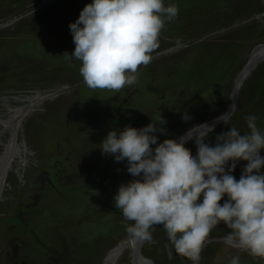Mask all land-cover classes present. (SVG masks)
Masks as SVG:
<instances>
[{
  "label": "rangeland",
  "instance_id": "rangeland-1",
  "mask_svg": "<svg viewBox=\"0 0 264 264\" xmlns=\"http://www.w3.org/2000/svg\"><path fill=\"white\" fill-rule=\"evenodd\" d=\"M11 1L20 2V0H0V23L13 19L7 26L0 28V70L6 74L19 72L18 76L21 77L22 81H36L33 85L29 83L21 84V88L24 89L18 94L20 96L36 95V97H39L41 95L35 93V91L45 93L61 85H70L83 80L79 72L81 62L74 57L69 58L64 54H71L75 47L69 24L78 18L82 8L85 4L90 3L91 0H33L21 7L12 5ZM227 2L229 0H165L166 5L168 3L178 5L179 15L173 21L167 23L161 33L159 47L156 50L162 48L165 44L168 46L173 43L170 42V37L173 35L178 39H192L228 24L231 16L228 17L230 11L225 8ZM235 3L234 10L239 9L240 11V17H237L235 20H239L259 11L257 9L254 12L253 10H248L245 13L247 7H261L262 9L264 0H236ZM57 17L60 18V23L55 24L53 18ZM43 18L49 19V23L46 24L48 25L47 29H41L36 24L37 21L43 20ZM63 18H65V21H63ZM260 23L262 27L264 20L262 19ZM26 25H30L31 29H28ZM240 26L232 29H237ZM232 29L205 37L201 39L205 41L203 43H199L201 41L199 40L181 47L176 51L155 58L154 63L151 62L147 66H140L138 68L137 82L141 85V88L129 100L130 103L128 102V105L127 103L125 104V111L118 113L115 118H109L105 110L110 113L115 111L119 105L118 102L122 97L124 98L126 96L127 86L119 92H116L108 89H93L83 83L65 92H61L51 99H44L42 102L36 103L32 106L33 109L28 114L23 112L19 114H5V111L0 110V123L2 124L0 126L2 132L0 131V134H4L1 140L7 141L8 135H15L19 141L24 142L27 148V152L23 153L26 161L19 169L21 178H18L14 171H9L8 173V176L11 175L14 178L8 180L10 188L15 189L19 185L22 187L24 178L28 176L27 174L38 169L41 163H44V166L51 165L53 159L57 158L59 161L58 167L60 168L63 163L62 157L66 153H69V150L72 152L75 150L74 156L77 154L78 159L84 165L82 168H79L78 172L83 171V173L78 177L81 178L83 174H86L91 183L89 188L94 187L99 189V187L106 186L111 179L115 178L118 181L127 179L125 176L128 173L126 161L117 162L111 154L102 153L100 148L102 140L110 130H123L126 125L136 127V122L141 120L139 118L140 115L138 117L135 112L128 110V106L132 108L136 102L146 100L149 103V107L163 110L157 111L153 116H162L164 113L170 114L168 106L177 102L174 101L175 98L173 95H181L184 93V84H181L182 79H184L183 83H186V80L193 79L188 84L196 88L200 84H203L204 80L206 83H210L212 80L215 82L224 80L223 77L226 76V72H222L221 69L212 73L209 70V73L204 77V74L199 75L198 68H211L214 66L218 68L220 64L229 63L230 59L227 58L226 54L232 36L226 34ZM48 30L49 32H47ZM196 43L198 44L190 47ZM249 44L251 45L243 47L241 57L244 59V62L242 65L246 61L249 49L256 43L250 41ZM182 50L184 51L181 52ZM178 53L182 56V59L178 60L179 65L175 63L172 68L163 65L161 68L163 71L160 69L161 72H157L158 67L156 65H159L157 62L160 63V61L164 60L162 57L165 55L176 56ZM54 55H57V57L53 58ZM175 66L178 68L177 70ZM149 67L156 69V73L150 75V79L154 80V82H148L142 77ZM171 69L175 70L173 75H169ZM261 74H264V60L243 81L239 90L237 103L231 115L225 121L219 123V131L211 130V133L217 131L218 135L228 131L231 126L229 120L236 115L237 108L245 105L246 99L253 89L255 83L254 76H260ZM244 83H246L245 86H243ZM159 89L160 91L164 89L161 91L162 102L157 100L156 97V92H159ZM146 90L151 95L150 100L148 93H143ZM211 91L210 89V92L203 93L200 98L194 101H179L176 104L179 108L175 109L183 108L187 112L181 114L183 117L197 118L198 111L202 109L200 104L203 99L201 98L209 97ZM7 104L14 106L21 103L20 101L9 100ZM217 105H220L221 112L226 108V105L220 103ZM21 114L26 115L23 121L17 122L20 123L19 125H11L12 122H9L8 118H22ZM246 117L247 115H244L241 118V122L236 121V126L244 132L248 131L246 129ZM204 121L206 119L203 118L201 122ZM259 121L262 123L263 118ZM130 123L134 124L132 125ZM158 127L164 130L162 133L159 131L156 133L158 142H162L165 139H174L183 131L182 128H176L175 124L172 126H168V123L159 124ZM215 138H212L211 145L216 143ZM1 146L2 143L0 141V151ZM260 154L264 156V149L261 150ZM13 166L15 168L18 167L17 160L13 161ZM135 179H139V177ZM62 181L64 180L62 179ZM82 185L85 187V180H83ZM63 188L62 191L53 189L43 194L41 198V201L45 200L44 206L49 208L48 212L51 222L46 220V216L42 210H38L36 213V217H39V219L33 223L28 222L31 227L30 230L37 231L38 243L42 248L45 247L47 239L54 238V232L57 230L60 217L69 224L75 223L73 216L77 220V216L75 215L77 205L73 209L70 204H80L81 207L87 204L88 199L85 197L87 201L84 200L82 195L88 194L90 191L88 189L85 191V188L80 184V180L71 184V186H65ZM24 195L25 193L19 194V202H25ZM13 197H15V194H13ZM3 204L6 203L3 202ZM56 205H65V207L60 208L61 211L56 213L51 210ZM6 222H11V218L6 217ZM79 224L82 225L80 230L89 232L88 238L93 245L101 243L99 242L100 231L97 225L85 222H80ZM110 224L111 219L103 224V228L107 230L108 237L104 247L99 245L92 249V254H95L97 257L88 261L81 258L84 261L83 264H97L100 255L106 247L111 244L114 245V243L121 240L128 239L127 237L130 236L125 229L122 233H116L117 235H115L117 237H113L114 233H110ZM121 230V227H117L116 229L117 232ZM64 231L73 232L70 228H65ZM224 235H226L225 232L217 230L211 236ZM210 247L214 250L209 255L206 254V250L210 249ZM174 255L173 257L172 253L171 255L161 253L159 260L164 261L163 264L192 263L188 258L185 260L181 259L177 253ZM234 255H239L241 264H264V259L254 258L248 255L247 252L231 248L224 241L220 240L209 241L205 247L203 246L199 264H229L230 259ZM122 256L119 258L120 262L126 263ZM33 258L38 263H45L46 260L39 252H35Z\"/></svg>",
  "mask_w": 264,
  "mask_h": 264
},
{
  "label": "clouds",
  "instance_id": "clouds-1",
  "mask_svg": "<svg viewBox=\"0 0 264 264\" xmlns=\"http://www.w3.org/2000/svg\"><path fill=\"white\" fill-rule=\"evenodd\" d=\"M178 15V5L165 0H91L69 24L75 47L64 55L81 62L88 87L119 92L136 85L138 68L151 63ZM256 121L248 115L247 132L230 126L214 145L197 136L195 155L174 139L158 142L162 118L110 130L102 153L126 161L127 172L139 177L121 183L113 197L130 236L151 242L154 226L162 225L172 250L199 264L209 234L223 223L227 246L264 259V131ZM241 161L247 163L237 179L232 173ZM229 264H241L239 255Z\"/></svg>",
  "mask_w": 264,
  "mask_h": 264
},
{
  "label": "flooded vegetation",
  "instance_id": "flooded-vegetation-1",
  "mask_svg": "<svg viewBox=\"0 0 264 264\" xmlns=\"http://www.w3.org/2000/svg\"><path fill=\"white\" fill-rule=\"evenodd\" d=\"M53 20L55 24L60 23V18H53ZM63 21H65V18H63ZM47 32H49V30ZM18 73L19 72H10L9 74H6L0 70V110L3 112L5 111V114H19L22 112L28 114L33 109L32 106L36 104H28L29 102L37 98L36 95L20 96L18 94L24 89L21 88V84L29 83L33 85L36 83V81H22L21 77L18 76ZM154 73H156V69L154 67H149L145 71V75H143L142 77L148 78L151 74ZM139 88H141V85L138 82L136 83V85L128 87V89L126 90V96L124 98L122 97L118 102L119 105L117 104L118 107L115 109V111H112V113H110L109 111L105 110L106 115L109 118H115L118 113L125 111V104L127 103L128 105L130 103L129 100H131V98L136 94ZM144 92L145 91H143V93ZM9 100H18L21 104L9 106L7 104ZM25 104V108L16 109L17 107ZM148 104V101L142 100L140 102H136V104L132 108L131 106H128V110L135 112L138 117L140 115L139 118L141 120L136 122V128H142L147 124L153 122V115H155L157 111H163L162 109L149 107ZM176 108L179 107L177 106ZM173 112L174 114H170L169 116H161L162 120L164 121L163 124L173 121L176 128H182V132L196 126L197 124H200L195 122V124L190 123L187 126L182 125V122L188 123L187 121H197V118H188V116L183 117L181 114H185L186 112L185 110H183V108L174 109ZM21 115L22 118H8L9 122H12L11 125H19L20 123L17 122L23 121L24 117L26 116L23 114ZM210 119H206V121ZM130 124L133 125L134 123ZM218 124L219 123H217L211 130H215ZM0 126H2L1 123ZM211 130L208 131L204 136L207 137L209 134L212 135ZM0 131L2 132V130ZM3 135L4 134H0V141L2 143L0 151V175L4 176L3 180L2 178H0V264H83L84 261L81 260V258L88 261L92 258L97 257L95 254H92V249L99 245L104 247V244L108 240V237L107 230L103 228V224H105L109 219H111L110 233H114L113 237H117L116 233H122L123 230L126 229V224L129 222L124 221L120 210L116 209L113 197L114 194L118 192V188L121 183H127L128 179L130 181L132 179H135L136 177H132L131 174L127 173L125 175L127 179L125 180L118 181L115 178L111 179L106 186L99 187V189L94 187L89 188V185H91V183L86 174H83L81 178L78 177L81 173H83V171L78 172V170L84 165L80 162V159H78L77 154L74 156L75 150L73 152L69 150V153L65 154L66 156L63 155V163L61 164L62 166H60V168L58 167L59 161L57 160V158L53 159L51 165L44 166V163H41L42 167L40 165L38 169H35L27 174L28 176L24 178L22 187L21 185H19L15 189H11L8 184V180L14 178L11 175L8 176V173L9 171H14L17 174L18 178H21V172L19 171V169L24 165L26 161V158L23 157V153L27 152V148L24 142L19 141L15 135H8L7 141H2L1 137ZM195 138L196 137L189 138L188 140L183 142L185 150L192 155H195L197 151L196 145L194 143ZM207 142L211 144L212 138H209ZM65 158L66 160L64 161ZM67 159L69 160V163ZM14 160H17L18 163V167L16 168L13 166ZM246 163V161L239 162L235 170L233 171L232 174L237 179H239L242 173L243 166ZM261 171L264 172V168H262ZM62 179L64 181L61 182ZM78 180H80V184L83 188H85V191L86 189L90 191L88 194L82 195L84 200H86V198L88 199V201L86 200L87 204L83 207H81L80 204H70L73 209L74 206L77 205L75 212L77 220L75 216H73V220L75 221V223L69 224L60 217V222L57 225V230L54 232V238L52 237L51 239H47L45 247L42 248L38 243L37 231L30 230L31 227L28 222L33 223L34 221L39 219V217H36V213L38 210H42L46 216V220L51 222L48 212L49 208L44 206L45 200L41 201L43 194H46L53 189L62 191L64 189L63 187L71 186V184H74ZM83 180H85V187L82 185ZM25 185H27V187H25ZM20 193H25V202H19L18 196ZM13 194H15V197H13ZM3 202H5L6 204H3ZM222 202L223 201H221V203ZM67 206L69 207L68 204ZM63 207H65V205H56L51 210L58 213L61 211L60 208ZM6 217L11 218V222H6ZM80 222L97 225L100 231L99 242L101 243H99L98 245H93L88 238L89 232L80 230L82 226L79 224ZM117 227H121L122 230L117 232ZM65 228H70L73 232L64 231ZM217 230L225 233L229 231L225 227V225L221 223L209 234L207 238L209 240L204 243V247L207 242L212 240L224 241L223 237L225 235L211 236L212 233L216 232ZM152 235L153 240L151 242L139 240L134 246L124 248L119 255V258L123 255L122 258L126 261L125 264H132V251L137 250V252L143 257V259L149 258L151 260V263H144L143 259H139L140 263L137 262L135 264H163L164 261L159 260V255L161 253L169 254L171 251L172 256H175L174 254L176 252L172 250V246L168 242L167 235L162 225H155ZM130 237L131 236L127 238L129 239ZM117 243L118 242L114 243V245H116ZM114 245L111 244L103 250L97 264H102L105 255ZM38 246L41 248H39ZM213 250L214 249L210 247V249L206 250V254L210 255ZM35 252L41 253V255L46 258L45 263H38L37 260L33 258V254ZM178 256L184 260L187 258L180 254H178ZM119 258L117 260V263L120 262Z\"/></svg>",
  "mask_w": 264,
  "mask_h": 264
},
{
  "label": "trees",
  "instance_id": "trees-1",
  "mask_svg": "<svg viewBox=\"0 0 264 264\" xmlns=\"http://www.w3.org/2000/svg\"><path fill=\"white\" fill-rule=\"evenodd\" d=\"M33 0H20L19 3H17L18 1H11V4L14 6H24L28 3H30ZM236 0H229V2H227L225 4V8L228 9L230 11V14L228 17H230V22L234 21L237 17H240V11L238 10H234V7L236 6L235 3ZM3 3V2H1ZM1 7V6H0ZM261 10L260 8L257 7H247L245 10V13L248 10ZM235 17V18H233ZM58 18V17H57ZM232 18V19H231ZM262 19H257V20H253L250 21L246 24L241 25L240 27H238L237 29H232L231 31L227 32L226 35H230L232 36V40L229 43V47H228V52L226 54L227 58H229V63L228 64H220L218 66V68L211 67V68H198V73L199 75L204 74V77H206V74L209 73V70L212 72L214 71H218L219 69H221L222 72H226V76H224V80L220 81V82H215L214 80L210 81V83H206L205 80L203 82V84H200L198 88L191 86L190 84H188L189 81L193 80V79H189L186 80V83H183V80L181 81V84H184V93L183 94H177V95H173V97L175 98L174 101H177L175 104L168 106L169 107V112L170 114H174V112L172 111L173 109H175L177 106L176 104L180 102H186V100L188 101H194L197 100L198 98H200L202 96L203 93H208L210 92V89L212 90L209 97L204 98L202 97L201 99H203L201 101V107L202 109H200L198 112V116H197V121H187L188 123H184L182 122V125H189L191 124H195V122L200 123L201 120L204 119H210L213 116L217 115L218 113L221 112L220 109V105L217 104H222V105H226L229 102V94L231 91V84H232V78L235 75V73L239 70V68L242 66V63L244 62V59L241 57L242 56V52H243V47L244 46H249L251 44L250 41H252V43H257V42H262L264 41V24L262 25V27L260 26V22ZM229 22V23H230ZM49 23V19L47 18H43V20H39L36 22L37 26L41 29H47L46 24ZM26 27H28V29H31L30 25H26ZM51 29V27H50ZM171 43L170 45L176 43L177 41H182L185 39H178L176 38L175 35L170 37ZM189 39V38H188ZM212 39V38H211ZM210 40V39H208ZM206 40V41H208ZM51 41V40H49ZM205 41H199V43H203ZM196 44H192L190 47H193ZM166 46V44L164 45ZM169 46V45H168ZM188 47V48H190ZM160 49V48H159ZM158 49V50H159ZM187 50V49H186ZM184 50H182L181 52H183ZM237 52V53H236ZM162 56V55H161ZM57 57V55H54L53 58ZM164 60L157 62L159 65H156L157 68V72L160 71V69L162 68V66H170L171 68L174 66L175 63H178V60L182 59V56L180 55V53L176 54V56H171V55H165L164 57H162ZM154 61V59H153ZM153 61H151L152 63H154ZM176 67V66H175ZM178 68L176 67V70ZM169 70V68H168ZM161 71H163L161 69ZM160 71V72H161ZM175 70L171 69V73L169 75H173V72ZM213 75V74H211ZM263 75L261 74L260 76H254L255 78V83L253 85V89L251 90V92L248 95V98L246 99V103L244 106H241L240 108H237V112L235 113L236 115L234 117L231 118L230 120V125L234 126L236 128H238L236 126V121L241 122V118L244 115H250V114H255L257 116V126L261 129L264 130V81H263ZM144 78V77H143ZM145 80H147L148 82L153 81L151 80L150 77L148 78H144ZM204 79V78H203ZM246 83L243 84V86H245ZM231 85V86H230ZM140 90V88H139ZM138 90V91H139ZM164 89H161V91ZM137 91V92H138ZM161 91L159 89V92H156V97L157 100H160L162 102V98H161ZM136 92V93H137ZM144 93H148V91L146 90ZM154 93V92H153ZM148 97L149 100L151 99V95L148 93ZM212 107V108H211ZM246 110V111H243ZM182 113V112H181ZM187 113V112H186ZM170 114L164 113L162 115V117L164 116H169ZM154 121H157L161 118V116H153ZM247 118V117H246ZM263 118V122L260 123V119ZM196 123V124H197ZM247 124V123H246ZM174 125V123H168V126H172ZM230 128V127H229ZM242 133H244V131L240 128H238ZM248 130V128H246ZM215 130L219 131V124L216 126ZM217 131H214L213 133H211L212 135H208L207 136V140L210 138H215V136H217ZM129 181V179H128Z\"/></svg>",
  "mask_w": 264,
  "mask_h": 264
},
{
  "label": "water",
  "instance_id": "water-1",
  "mask_svg": "<svg viewBox=\"0 0 264 264\" xmlns=\"http://www.w3.org/2000/svg\"><path fill=\"white\" fill-rule=\"evenodd\" d=\"M39 5V4H37ZM22 16V15H20ZM257 19H263L264 20V5L262 7L261 10L252 13L248 16H245L239 20H234L218 29L203 33L199 36H196L192 39H185L182 41H177L176 43L169 45V46H165L160 48L159 50H156L153 52V59L176 51L177 49L187 46L191 43L197 42L205 37H209L215 34H219L222 33L226 30L232 29L234 27H237L239 25H243L246 24L250 21L253 20H257ZM13 19H9L7 21L1 22L0 23V28L7 26L10 22H12ZM264 60V41L262 42H257L256 44H254L248 51L247 53V58L245 63L241 66V68L236 72L234 78H233V83H232V87H231V91L229 94V102L226 106V108L218 113L215 117L211 118L210 120L200 123L190 129L185 130L184 132H182L180 135L176 136L174 138V140L178 143H183L186 140H188L189 138H193V137H197L200 135H205L208 131H210L217 123H222L223 121H225L233 112L235 105L237 103V98H238V94H239V90L240 87L243 83V81L251 74V72L256 68V66L261 63ZM84 81H78L75 83H72L70 85L68 84H64L61 85L60 87L45 92V93H39L37 91H35V93L40 94L42 97V100L44 99H51L54 96L60 94L61 92H65L69 89H72L74 87H77L78 85L83 84ZM0 178H4L3 175H0ZM209 240V239H207ZM206 240V241H207ZM139 240L134 239L132 237H130L129 239H124L119 241L116 245L112 246L109 251L107 252V254L105 255L102 264H109V257L112 254H116L119 253L120 251H122V249L126 248V247H130V246H134ZM205 241V242H206ZM133 259H132V264H135L137 262L140 263L139 259H143V257L137 252V250H133ZM144 263H151V260L149 258H144L143 259ZM116 264H125V263H116ZM192 264V263H191Z\"/></svg>",
  "mask_w": 264,
  "mask_h": 264
},
{
  "label": "bare ground",
  "instance_id": "bare-ground-1",
  "mask_svg": "<svg viewBox=\"0 0 264 264\" xmlns=\"http://www.w3.org/2000/svg\"><path fill=\"white\" fill-rule=\"evenodd\" d=\"M42 97H37L36 99H34L33 101L29 102L28 104H34V103H40L42 102ZM26 107V104L25 105H22L20 107H17L16 109H23ZM123 250V249H122ZM122 251H120L119 253H116V254H112L110 257H109V264H116L117 263V260L119 258V255L121 254Z\"/></svg>",
  "mask_w": 264,
  "mask_h": 264
}]
</instances>
